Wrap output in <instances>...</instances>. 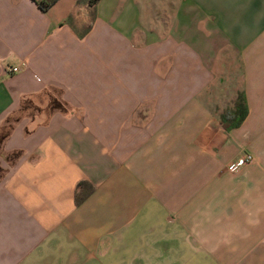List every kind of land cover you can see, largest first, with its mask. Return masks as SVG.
<instances>
[{"label":"crops","instance_id":"0c3cea01","mask_svg":"<svg viewBox=\"0 0 264 264\" xmlns=\"http://www.w3.org/2000/svg\"><path fill=\"white\" fill-rule=\"evenodd\" d=\"M90 8L0 0V264H264V0Z\"/></svg>","mask_w":264,"mask_h":264},{"label":"trees","instance_id":"16d2710c","mask_svg":"<svg viewBox=\"0 0 264 264\" xmlns=\"http://www.w3.org/2000/svg\"><path fill=\"white\" fill-rule=\"evenodd\" d=\"M37 5L41 12L48 11L58 0H32ZM98 0H76L77 5L88 4L91 8L89 10V22L83 27V32L90 29L91 23L95 18V4ZM248 109L242 94H238L233 102V106L230 109H226L220 113V120L226 124L229 128H235L239 126L247 116ZM8 129L0 136V142L6 136ZM94 190V186L88 181H80L76 186L74 195V201L76 205H79L84 201Z\"/></svg>","mask_w":264,"mask_h":264},{"label":"built area","instance_id":"2783aa9c","mask_svg":"<svg viewBox=\"0 0 264 264\" xmlns=\"http://www.w3.org/2000/svg\"><path fill=\"white\" fill-rule=\"evenodd\" d=\"M17 70H18L17 67H12L10 69V71H12V72H16ZM252 161H253V156L251 154H245L244 156L239 157L235 162H233L232 164H230L228 166V170L229 171H236L240 167H242L245 164H248V163H250Z\"/></svg>","mask_w":264,"mask_h":264},{"label":"rangeland","instance_id":"374dc122","mask_svg":"<svg viewBox=\"0 0 264 264\" xmlns=\"http://www.w3.org/2000/svg\"><path fill=\"white\" fill-rule=\"evenodd\" d=\"M224 110H226V109H224ZM223 110V111H224ZM17 115H10V116H8L7 117V119H6V121H7V123L6 124H4L1 128H0V136L8 129V127L10 126V122H12L14 119H15V117H16Z\"/></svg>","mask_w":264,"mask_h":264}]
</instances>
